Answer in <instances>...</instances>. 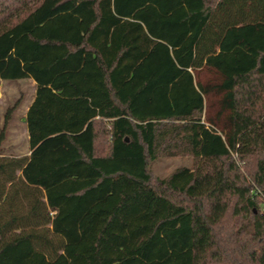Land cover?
Wrapping results in <instances>:
<instances>
[{
  "label": "trees",
  "instance_id": "trees-1",
  "mask_svg": "<svg viewBox=\"0 0 264 264\" xmlns=\"http://www.w3.org/2000/svg\"><path fill=\"white\" fill-rule=\"evenodd\" d=\"M23 78L31 154H4L14 105L0 264H264V0H0V79ZM178 155L194 165L152 175Z\"/></svg>",
  "mask_w": 264,
  "mask_h": 264
},
{
  "label": "rangeland",
  "instance_id": "rangeland-1",
  "mask_svg": "<svg viewBox=\"0 0 264 264\" xmlns=\"http://www.w3.org/2000/svg\"><path fill=\"white\" fill-rule=\"evenodd\" d=\"M194 76L198 87L202 89L205 96L206 124L215 127L226 136L231 130V108L228 103L222 101V97L226 90H222L219 87L221 83L219 74L213 69L204 68L197 71L194 70ZM0 91L5 93L14 91L15 94H18V87L15 83H11L10 86H1ZM8 107L6 108L5 114L7 113ZM3 148L7 154L24 152L27 149L24 133L7 135L3 142ZM193 165V157L182 155L160 156L157 159L149 161V168L154 177H165L178 167H192ZM240 168L246 178L249 179V170L251 166H248V164L244 162H240Z\"/></svg>",
  "mask_w": 264,
  "mask_h": 264
},
{
  "label": "crops",
  "instance_id": "crops-1",
  "mask_svg": "<svg viewBox=\"0 0 264 264\" xmlns=\"http://www.w3.org/2000/svg\"><path fill=\"white\" fill-rule=\"evenodd\" d=\"M204 68L213 69L219 74L220 82L224 80V76L222 75V73L217 68L212 66L204 65L202 68L195 69V71ZM11 83H15L17 85L18 94H15L14 91H12L11 93H5L3 91H0V132L5 124L6 108L9 106L8 107L9 109L14 105H16L14 111L12 112V117L9 123L7 124V135L24 133L27 149L24 152H18L15 154L14 153L7 154L4 151V154L10 156H28L31 154V149L29 145V133H28V126L26 123V116L28 114L30 106L32 105L35 99L37 87L35 81L32 78H23L18 80L0 79V87L1 86L3 87V85L10 86Z\"/></svg>",
  "mask_w": 264,
  "mask_h": 264
},
{
  "label": "built area",
  "instance_id": "built-area-1",
  "mask_svg": "<svg viewBox=\"0 0 264 264\" xmlns=\"http://www.w3.org/2000/svg\"><path fill=\"white\" fill-rule=\"evenodd\" d=\"M263 211H264V208H263Z\"/></svg>",
  "mask_w": 264,
  "mask_h": 264
}]
</instances>
